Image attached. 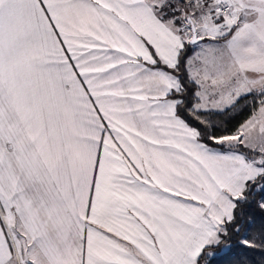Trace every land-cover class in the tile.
I'll use <instances>...</instances> for the list:
<instances>
[{
  "label": "snow or ice",
  "instance_id": "1",
  "mask_svg": "<svg viewBox=\"0 0 264 264\" xmlns=\"http://www.w3.org/2000/svg\"><path fill=\"white\" fill-rule=\"evenodd\" d=\"M0 264H264V0H0Z\"/></svg>",
  "mask_w": 264,
  "mask_h": 264
},
{
  "label": "trees",
  "instance_id": "2",
  "mask_svg": "<svg viewBox=\"0 0 264 264\" xmlns=\"http://www.w3.org/2000/svg\"><path fill=\"white\" fill-rule=\"evenodd\" d=\"M255 259H256V260H259V259H260L259 255H257V256L255 257Z\"/></svg>",
  "mask_w": 264,
  "mask_h": 264
}]
</instances>
